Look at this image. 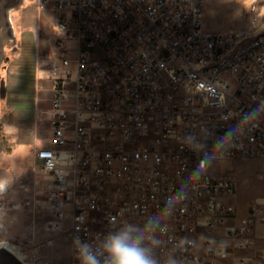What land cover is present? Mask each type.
<instances>
[{"label":"built area","instance_id":"obj_1","mask_svg":"<svg viewBox=\"0 0 264 264\" xmlns=\"http://www.w3.org/2000/svg\"><path fill=\"white\" fill-rule=\"evenodd\" d=\"M205 3L39 0L59 13L39 56L52 135L24 188L34 199L13 209L35 214L45 242L63 234L78 263L77 239L128 222L150 233L157 264H264V196L241 213L239 180L217 173L222 159L264 158V29L214 32ZM6 218L0 244L29 257Z\"/></svg>","mask_w":264,"mask_h":264},{"label":"rangeland","instance_id":"obj_2","mask_svg":"<svg viewBox=\"0 0 264 264\" xmlns=\"http://www.w3.org/2000/svg\"><path fill=\"white\" fill-rule=\"evenodd\" d=\"M58 15L51 7L41 8L39 0H23L12 9L15 39L5 43L8 60L0 66L6 82V89L0 86V182L5 185L0 192V214L7 212L6 227L27 246L30 256L23 259L28 264H80L63 234H52L53 241L47 243L41 233L35 232V214L28 209H13L14 204L34 199L33 188L29 192L24 188L32 186L36 177L37 145L51 138L50 122L43 111L51 105L53 82L42 75L39 56L54 43ZM255 18L259 20L258 31L263 30L264 0H206L205 24L214 32L248 30ZM263 169L264 158L218 162V174H230L239 180L240 212L248 201L264 196V177L260 173ZM6 237L0 232V240Z\"/></svg>","mask_w":264,"mask_h":264},{"label":"clouds","instance_id":"obj_3","mask_svg":"<svg viewBox=\"0 0 264 264\" xmlns=\"http://www.w3.org/2000/svg\"><path fill=\"white\" fill-rule=\"evenodd\" d=\"M4 187L0 182V192ZM74 243L80 264H157L150 233L133 223L115 225L95 245L79 239Z\"/></svg>","mask_w":264,"mask_h":264},{"label":"water","instance_id":"obj_4","mask_svg":"<svg viewBox=\"0 0 264 264\" xmlns=\"http://www.w3.org/2000/svg\"><path fill=\"white\" fill-rule=\"evenodd\" d=\"M22 2L23 0H0V66L5 58V43L15 39L10 12L12 9L19 7ZM0 264L25 263L10 249L0 245Z\"/></svg>","mask_w":264,"mask_h":264},{"label":"crops","instance_id":"obj_5","mask_svg":"<svg viewBox=\"0 0 264 264\" xmlns=\"http://www.w3.org/2000/svg\"><path fill=\"white\" fill-rule=\"evenodd\" d=\"M41 73H42V75H44V76H46V77H50L51 79H52V72L48 69V68H42L41 69ZM51 106V105H50ZM49 106V107H50ZM48 107V108H49ZM52 131V130H51ZM51 135H52V133H51ZM50 143V140H49V142H47V143H41L40 145H37V147H36V151L39 149V148H41L42 146H44V145H48ZM36 151H35V160H34V164H35V167H37V165L38 164H40L39 163V160L36 158ZM244 211H245V206H244V210L243 211H241V213H244Z\"/></svg>","mask_w":264,"mask_h":264},{"label":"flooded vegetation","instance_id":"obj_6","mask_svg":"<svg viewBox=\"0 0 264 264\" xmlns=\"http://www.w3.org/2000/svg\"><path fill=\"white\" fill-rule=\"evenodd\" d=\"M16 48V47H15ZM4 60H8V57L5 55V58H4ZM3 60V61H4ZM0 86H2L3 87V89H6V82H5V80L2 78V76H1V74H0Z\"/></svg>","mask_w":264,"mask_h":264},{"label":"bare ground","instance_id":"obj_7","mask_svg":"<svg viewBox=\"0 0 264 264\" xmlns=\"http://www.w3.org/2000/svg\"><path fill=\"white\" fill-rule=\"evenodd\" d=\"M1 245V244H0ZM3 246V245H2ZM8 248V247H7ZM10 249V248H8ZM19 259H21L25 264H28L21 255H19L17 252L13 251L12 249H10Z\"/></svg>","mask_w":264,"mask_h":264}]
</instances>
